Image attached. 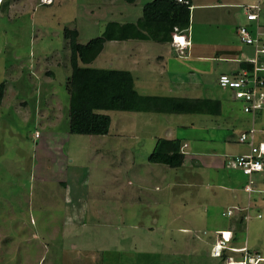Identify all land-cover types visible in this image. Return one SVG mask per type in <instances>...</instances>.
Wrapping results in <instances>:
<instances>
[{"label":"rangeland","instance_id":"1","mask_svg":"<svg viewBox=\"0 0 264 264\" xmlns=\"http://www.w3.org/2000/svg\"><path fill=\"white\" fill-rule=\"evenodd\" d=\"M139 1L136 6L124 0H5L0 5V264H238L245 259L235 244L226 245L231 233L220 234L231 228L228 213L240 208L230 207L238 204L230 200L233 190L241 203L249 194L243 172L231 166L218 171L201 161L175 169L148 161L157 138L166 139L172 129L187 135L183 127L188 125L194 134L203 127L201 119L210 126L206 114L110 111L108 135L70 132L72 68L65 30H77L78 41L86 44L102 36L110 22L142 17L144 4L152 0ZM258 1L264 21V0L236 3L247 7ZM233 15L237 24H245V8L233 9ZM206 26L194 25L199 40L243 46L245 58L254 56L232 27ZM136 47L135 42L107 43L91 66L134 71L129 61ZM191 51L207 54L197 45ZM179 53L167 55L171 68L157 78L160 87L154 85V93L160 97L167 91L161 88L178 76L185 80L191 70L192 56L185 59L180 48ZM176 58L185 65L174 67ZM194 64L213 75L212 84L202 81L205 88L196 95L225 102V120L218 122L230 132L228 139L239 141L242 124L235 119L248 114L242 103L231 100L230 90L218 85L225 69L217 62L213 69L206 62ZM140 65L139 73L131 72L135 85L150 77L145 60ZM263 121L264 113L257 123ZM193 122L199 123L194 130ZM196 146L209 151L216 145L202 141ZM228 176L246 181L245 188H233ZM257 177L263 185L264 173ZM253 208V220L238 232L244 243L248 239L251 254L256 252L249 264L259 262L256 256L264 258V204ZM258 211L262 219L256 218ZM220 238L222 246L215 244Z\"/></svg>","mask_w":264,"mask_h":264},{"label":"crops","instance_id":"2","mask_svg":"<svg viewBox=\"0 0 264 264\" xmlns=\"http://www.w3.org/2000/svg\"><path fill=\"white\" fill-rule=\"evenodd\" d=\"M4 1L5 0H2L0 5ZM152 1H154V0H152ZM152 1H148L144 4L143 13H144L145 6L149 3H151ZM236 1L237 0H205V1H202L199 3L198 0H196V1L191 0L192 7H191V16H190V21H191L190 28L187 31H183V32L179 31L178 33L175 34V35H180V36L185 37L184 41L188 43V46L185 48V53H183L182 57H185V59L186 58L188 59V58H190V56H192V58L189 59V61H190L189 65H191V70L187 74L185 80H183V76H178L179 78L177 77L176 80L173 81L172 84H167L165 89H164V87L161 88V90H163V91L167 90V91H164L166 93L163 94V97L191 98V99L200 98L196 94H199L198 93L199 89L202 90V87H204V85L202 83L204 81H208L209 82L208 84L210 86V84H212V82H213V81H211V77H213V75L210 71H207L205 69H201L198 65H196L194 63L206 62L213 69L214 64L217 62L221 66V68L225 69L224 72L221 74H233L235 72L240 71L241 64L243 62L249 61L250 59L255 57V55H254L252 58H245V55L247 53L244 54L246 49H244L243 46L231 45V43H229V42L228 43L218 42V41H214V39H213L214 42L212 44H210L209 42H204L202 40H199L197 38V36L194 35V25L205 24V25H208V26H206L207 28L213 26L216 28H220V30H223V29L225 30L228 27H232L233 34H236L239 38L238 29L241 26L247 25L252 30L254 35H259L260 37H262L264 39V21L261 19V15H260L262 12V8H261V11L259 12V17L256 21H247L248 19H246V20L244 19L243 22H245V24H243V23L237 24L238 22L234 16L235 14L233 15V9L243 8V7H241L242 5L237 4ZM139 2H140L139 0H135L134 3H132V4L128 3V4L136 6V5H139L138 4ZM180 3H183V2H180ZM258 3L260 4V7H261L260 1H258ZM251 5H253V4H251ZM142 17H143V15H142ZM142 17H139L136 21H133L131 23H136ZM176 30H177V27L175 28V32H176ZM215 39H217V38H215ZM239 40H240V38H239ZM112 42L113 43H128V42L137 43V47H136L137 51H133V48H132L133 54H130L132 58H130L129 64L134 69V71L132 70L133 72L132 71H130V72L139 73L140 70H138L137 68H139L141 66L140 65L141 60H145L146 64L148 65V74L150 75V77H148L149 79H147V80L142 78V80H140V83H138V85L137 84L135 85L136 89L141 94V88H142V90H143L142 95L159 96L158 94L154 93V90H155L154 85H157L158 87H160V85H159L160 82L158 81L157 78H158V76L164 75L167 72V68L170 67L169 61L167 60V55H172L173 51L179 53V48H176L172 44L171 40L165 41V42H158L155 40L139 41V40L130 39L128 41H122V42L112 41ZM145 44H147V45L145 46ZM157 45L168 46L169 48H167V47L161 48V49H163V51L159 52L160 48H155V47H157ZM195 45H197L201 49H204V47H205L207 49V54L203 53V51H200L199 53L198 52L193 53V51H191V48H194ZM246 47L253 50V53H254L253 47H249L247 45H246ZM148 48L154 49L155 52L153 50H152V52H150V50H148ZM174 49H177L178 51L174 50ZM192 53H193V55H192ZM179 55H181V54L179 53ZM243 56H244V58L241 59ZM182 57L179 56V58H181V59H182ZM182 60H184V59H182ZM182 60H178V59L175 60V64L173 63L174 67L185 65L186 60H185V62H183ZM228 64H234V65H232L230 67V65H228ZM194 66H196V67H194ZM197 66L200 69H198ZM171 70L175 71L176 69L175 70L171 69ZM138 79H139V77H138ZM193 95H196V96H193ZM206 99L219 100V99H215V98H211V97L210 98L207 97ZM231 100L234 101L232 98H231ZM219 101L221 102V113L219 115H208V114H206L205 119H210L209 120L210 126H207L208 124H206V120L204 122L201 119L200 122L203 124V127H205V128H203V127L198 128L197 132L195 131L194 134L188 133L189 131H191L190 130L191 127L188 125V126L183 127L184 129H186L187 135H181V134L179 135L177 133L176 129H172L171 133L168 136H166V139H168V140H179L180 141L181 152L185 154V163L182 167H184V166L187 167V165H186L187 162L191 165V167H196V166H198L197 161H201L204 166L216 169L218 171L222 170V172H223L224 168L231 166L230 165L231 156L238 155L241 153H246L249 150V148L246 145L241 144L238 141V139L235 140L234 143H233V141L230 140V138L228 139V137L230 136V132H229V135H227V131L224 130V123L218 122L220 120V118L225 120V118H223V117L226 114V111H227L226 106L227 105L225 104V102H222V100H219ZM21 103H24V102H21ZM263 113L264 112H261L259 115L255 116V117H252V116H249L246 114H245L246 115L245 117L237 116L235 120L239 121L240 125L242 124V130H243L242 133L245 131H248L251 127H254L255 125L257 126V127L255 126V127L259 131L264 130V121L260 124L257 123V120L260 117H262ZM198 115H203V114H198ZM197 118H198V116H197ZM191 124H192V128L194 130V128L197 127L196 124H199V123L193 122ZM236 124H237V122H236ZM236 126L239 127L238 124ZM179 127H181V126H179ZM258 137H260V134L258 135ZM161 139H163V138H160V139L157 138L154 150L156 149L158 142ZM258 140H260V138H258ZM202 141H206V143H210L211 145H216V146L212 150L203 151L200 149V147L196 146L199 142H202ZM217 146H218V149H217ZM219 149H220V151H218ZM155 165H157V164H155ZM234 169H236V168H234ZM237 170H239V169H237ZM261 173H264V172L254 173L251 176L245 175L248 178L247 182L245 181L246 185H249L251 183L256 189L254 191H251V192L244 189L249 194H248L246 200L242 199V203H241L240 196L236 193L235 190L232 189L234 191V193L232 194V196H231L232 198H230V200L232 202H234L233 204H237V203L238 204L237 205H231L230 207H231V209L237 208V207H240V208L235 209L236 214H234V211H232L231 214H228V216H232V219L230 220L232 222L229 223L231 228L230 229H222L220 231V234H222L223 231H228L231 233V241L225 242V243H227L226 245L235 244L234 247L236 249L245 250L243 252H239L243 255L245 253H247V255L249 254V255L253 256V254L256 253V252H254L251 254V249L249 246L248 239H246L245 243H244L242 241L241 237L238 236V234H239L238 232L239 231L243 232L244 228H248V224L250 223L251 220H253L252 215H251V211L254 210L253 206H256V208H257V206H262V204H264V192L259 193L261 190L264 191V184L260 185L258 183V179H257L258 178L257 176H259V174H261ZM239 180H241V179L237 178L236 176H228L226 182H228L233 188H236V187H239L241 189L245 188L244 187L245 182L243 183V181H239ZM226 190H228V188H226ZM230 190H231V188H230ZM254 192L256 194H251ZM251 199H253V202L251 201ZM261 199L263 200L262 203H260ZM244 208H246L247 210H245ZM262 217H263L262 212L258 211L256 214V218L262 219ZM183 231L190 232L191 230L183 229ZM235 233L237 234V239L234 236ZM217 238H218V236H217ZM234 238H235V241L233 240ZM221 241H222V238L216 240L215 244H218ZM236 244H238V245H236ZM246 250L248 252H246ZM259 254L261 255L260 252H259ZM210 258L213 259L214 257L210 254ZM258 261L259 262L255 263V264H260L261 262H264V258L263 259L261 258Z\"/></svg>","mask_w":264,"mask_h":264},{"label":"trees","instance_id":"3","mask_svg":"<svg viewBox=\"0 0 264 264\" xmlns=\"http://www.w3.org/2000/svg\"><path fill=\"white\" fill-rule=\"evenodd\" d=\"M124 1L132 4L135 0ZM191 7V0H184L183 3L178 0H154L145 6L143 17L136 23L110 22L102 36L86 44L78 41L77 30H65L71 48L72 73L68 84L72 134L108 135L112 124V118L107 114L110 111L208 115L221 113L219 100L142 95L136 89L135 78L130 71L91 66L104 52L106 44L112 41H172L176 33L190 28ZM176 27L178 32H175ZM262 40L264 42L263 38ZM253 67L249 61L241 64V69L252 70ZM238 72L229 75H236ZM148 161L174 169L182 167L185 154L181 152L180 141L161 139Z\"/></svg>","mask_w":264,"mask_h":264},{"label":"built area","instance_id":"4","mask_svg":"<svg viewBox=\"0 0 264 264\" xmlns=\"http://www.w3.org/2000/svg\"><path fill=\"white\" fill-rule=\"evenodd\" d=\"M41 1L43 4H50L53 0ZM178 1L184 2V0ZM1 2L2 0H0ZM241 7L245 8L248 21H256L258 19L259 12L261 11L259 3ZM238 35L242 43L254 46L255 57L249 60L254 67L252 70L242 68L236 75L222 74L218 78V85L232 92V99L242 103V110L245 114L255 117L264 111V42L262 37L254 35L247 25L241 26L238 29ZM176 36H173L172 44L181 50H185L188 43H178ZM261 60L263 61L261 62ZM259 134L260 137H258ZM239 142L246 145L249 150L246 153L235 156L230 161V165L248 176L264 172V130L259 131L255 126L251 127L248 131L240 134ZM253 187L250 183L246 187V190L249 192L254 191L256 188L254 187L253 189ZM228 214H231V212ZM223 244L220 243L221 246ZM256 259L260 260L261 257L257 258L256 256ZM253 261L255 262L254 256H249L245 253V259L239 261L238 264H249Z\"/></svg>","mask_w":264,"mask_h":264},{"label":"bare ground","instance_id":"5","mask_svg":"<svg viewBox=\"0 0 264 264\" xmlns=\"http://www.w3.org/2000/svg\"><path fill=\"white\" fill-rule=\"evenodd\" d=\"M176 40H177V42L179 43V42H181L182 44H185L186 42L183 40V37L182 36H180V35H177L176 36ZM222 244V243H221ZM218 248H222V247H218Z\"/></svg>","mask_w":264,"mask_h":264},{"label":"clouds","instance_id":"6","mask_svg":"<svg viewBox=\"0 0 264 264\" xmlns=\"http://www.w3.org/2000/svg\"><path fill=\"white\" fill-rule=\"evenodd\" d=\"M178 29V28H177ZM178 32V30H176ZM172 42H173V39H172ZM188 46V45H187ZM239 252H242V250H240Z\"/></svg>","mask_w":264,"mask_h":264}]
</instances>
